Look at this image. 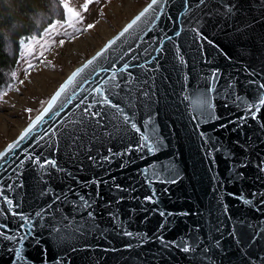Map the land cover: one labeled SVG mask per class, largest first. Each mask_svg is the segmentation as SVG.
Returning a JSON list of instances; mask_svg holds the SVG:
<instances>
[{
	"label": "water",
	"instance_id": "water-1",
	"mask_svg": "<svg viewBox=\"0 0 264 264\" xmlns=\"http://www.w3.org/2000/svg\"><path fill=\"white\" fill-rule=\"evenodd\" d=\"M150 3L70 72L51 97ZM193 28L196 33L190 31ZM121 53L126 54L118 60ZM152 55L157 58L151 60ZM129 61L128 71L120 72ZM95 66L110 71L98 72L93 80L110 75L112 69L117 72L121 88L116 91L121 97L125 87L135 89L134 108L126 106L127 100L110 98L129 115L135 114L141 132L143 122L151 119L147 130L155 127L162 144L154 152L138 151L139 133L113 129L106 119L94 125L96 135L89 142L87 135L76 131L82 127L78 121L85 107L77 105L87 93L76 90L62 109L58 102L52 109L59 110L58 115L45 116L39 130L15 150L11 167L0 170V187L16 205L9 209L0 199V224L19 229L22 221L12 211L32 219V235L23 242L28 264H264V108L253 119L234 99L242 96L251 102L264 92L259 88L264 84V0H166L151 28L121 37ZM91 70L85 69L79 79ZM213 71L218 74L216 81L209 79ZM129 73L133 83L126 85ZM83 87L93 84L86 82ZM210 88L220 118L197 127L191 101ZM68 94H73L71 89ZM92 99L88 97L89 102ZM69 129L77 136L75 142L68 139ZM201 132L209 138L207 143ZM24 149L33 159H26ZM121 152L126 154L115 155ZM36 159L41 164L54 160L56 165L41 168ZM21 160L25 162L17 175L12 168ZM170 166L179 173L176 183L146 181L144 169L164 176ZM239 174L242 178L235 179ZM153 190L156 202H146ZM241 196L251 203L245 204ZM81 197L88 201L87 207ZM160 211L166 216L161 217ZM36 212H42L43 218ZM161 232L166 241L183 237L195 250L185 253L177 246L163 247L156 238ZM11 247L0 240V264H13Z\"/></svg>",
	"mask_w": 264,
	"mask_h": 264
},
{
	"label": "snow or ice",
	"instance_id": "snow-or-ice-1",
	"mask_svg": "<svg viewBox=\"0 0 264 264\" xmlns=\"http://www.w3.org/2000/svg\"><path fill=\"white\" fill-rule=\"evenodd\" d=\"M90 3L91 0H88ZM201 3L204 2V0H200ZM166 3V0H151V3L129 23L123 31L119 34V36L112 41H109L108 45L103 49V51L97 53L96 57H93L91 60L87 62V64L84 65L83 68L77 69L72 76L68 79V81L63 84L60 89L51 97L49 101L46 102V107L43 108L40 115L36 116L35 120L32 122V124L27 128L19 137L17 141H15L12 144H9L7 146V149L5 152L0 153V170L6 171L5 165L8 167H11L12 163L14 162V159L16 157V149H19L21 146L22 141H26L30 138L31 134L34 131H38V126L45 123V116H48V114L51 112V116H48V119H52V117L58 115V111L53 112L52 109L55 107V105L59 102L60 108L62 109L65 104L70 102L73 98V95L76 90L85 91L87 95L80 100V104L77 105L79 107L81 104L85 105L83 112L81 113V119L78 121L82 125L81 128L77 129V132H82L85 135L89 137V142L91 139L95 138L96 132H95V126L101 124L105 119L107 122L112 126L113 129H119L122 131H131L134 130L136 133H139L138 138V151H143L145 148L148 149L149 152H154L157 149V146L162 144V140L159 137L156 128L153 127L151 129V132L149 133L148 126L152 123L151 119L145 120L143 122L144 131L141 132L140 127L137 126V123L135 121V114L129 115L124 107H121L120 104L113 102V100L110 97H116L118 98L122 103L127 100L126 106L129 108L135 107V99L134 93L135 89H128L125 87V97H121L120 93L116 91V89H120L121 85L117 82V72L112 69L110 75H106L105 77H102L99 80H93L92 78L98 74V72H105L106 74L110 71V69L103 68L102 66L96 67V61L103 57L104 54L113 47V45L116 44L117 40H119L121 37H124L126 34L134 35L136 30L139 29L141 32L147 31L149 28H151L155 22L159 19L160 15L164 11V5ZM65 7L67 11L71 16H76L78 13L74 12L71 8L65 4ZM84 10H87V3L83 6ZM187 11V9H185ZM94 27V25H88V29ZM87 30V29H85ZM190 31L193 33H196V29L193 28ZM177 35H179V32H177ZM138 39H142V37H137ZM168 39H171V37H168ZM202 39H207V37H202ZM64 41H60V45L62 46ZM211 43V41H209ZM131 51V49H129ZM147 51V50H145ZM156 54L158 55L162 51V43L161 47L157 48ZM126 53H121V56L117 59H122L123 56ZM137 57H132L133 60H135ZM157 57L156 55L151 56V60H155ZM148 61V63L151 62ZM181 62H183V58L181 57ZM130 61L126 62L120 69V72H127L129 69ZM140 68H144V64L137 65ZM32 67V65H30ZM91 68V72L88 76L84 77L83 79H79L81 75L84 73L85 69ZM79 79V83H78ZM210 80L216 81L218 79V74L216 71H213L211 76L209 77ZM86 82H91L93 84V87L85 89L83 85ZM133 83V77L131 73H129L128 77L125 80V84H132ZM259 88H264V84L259 85ZM72 90V95H69V90ZM213 89H208L203 92H199L198 94L194 95V99L191 101L192 104V110L194 112V115L192 116L193 120L198 121L197 127H199V124L202 123H211L220 117L217 116L215 110H214V104L212 102V96L210 95V92ZM107 93V94H105ZM6 94V93H5ZM143 95L147 96L148 93L144 92ZM91 96L93 99L91 102H89L88 97ZM63 97V100L61 98ZM236 101L239 102L238 106L242 104L244 110L251 114V117L253 119H257V113L264 108V92L259 93L258 95H254L251 102L244 99L242 96H237L234 98ZM99 105L100 107L96 109V111H92L94 107ZM105 106H107L108 110L105 111ZM31 112V110H28ZM247 117H245L246 119ZM94 122V123H93ZM221 127H226V125H221ZM88 130H91L90 132ZM201 137L204 138L205 143L208 141V137L205 133L201 132L199 133ZM42 138V137H40ZM68 139L72 142H75V139H77V136L73 133L71 129H69L68 132ZM222 147V145H221ZM219 150V148H217ZM128 151H131L129 148ZM109 152H111V149H109ZM28 149H24V155L26 159H33V157L28 156ZM126 153H115V155L123 156ZM105 159H110V157H105ZM25 161L21 160L19 164L16 165L15 168H12V172L17 173V169L22 168ZM35 163L40 165L41 168H46L48 166L55 167L56 162L54 160H48L46 159L42 164L41 162L36 159ZM62 170V169H57ZM264 170V169H262ZM145 179L150 184L155 182L164 183L167 182L169 184L176 183L179 178V173L176 171V169L173 166H170L167 170V174L164 176H161L159 172L152 171L150 169H144L143 170ZM11 179V175L7 177ZM242 174H239L235 176V179H241ZM2 182V181H0ZM99 184V181H93ZM8 190L11 191L12 185L9 184ZM117 189H120L119 185H115ZM123 190V189H120ZM243 200L245 204H250L251 201L247 199H243V197H239ZM0 199H2L8 206L9 209H12L16 207L14 205V202L12 199L8 198L4 195V188L0 187ZM82 201H84L83 206H88V201L84 200V197L80 198ZM156 193L155 190H153L152 194L150 196L145 197L146 202L155 203L156 202ZM226 209V205H225ZM0 215H3V212H0ZM11 215L18 216L19 219L22 221L20 224L19 229L12 231L7 228V225L0 224V240L8 241L11 243L12 247L9 249L13 253V264H28V258L24 255V246L23 242L28 240L29 236L32 235V219L28 215H24L23 213L18 214L15 211L11 212ZM36 216L43 218L42 212H36ZM159 215L161 217H165L166 214L163 211H160ZM168 216H171L172 213H168ZM180 215H188V213H180ZM164 223H167V220L164 221ZM163 228V224L160 226ZM26 229V231H25ZM125 235L127 236H133L134 233L125 231ZM137 238L143 242L145 240V236L142 234H135ZM63 238V237H61ZM160 244L163 247H170V246H177L180 247L181 250L185 253L189 252L190 250L194 251L195 246L188 245V242L181 237L179 240L174 241H166L164 239V236L162 232L156 237Z\"/></svg>",
	"mask_w": 264,
	"mask_h": 264
},
{
	"label": "rangeland",
	"instance_id": "rangeland-1",
	"mask_svg": "<svg viewBox=\"0 0 264 264\" xmlns=\"http://www.w3.org/2000/svg\"><path fill=\"white\" fill-rule=\"evenodd\" d=\"M149 1L61 0L63 19L54 21L41 35L23 40L15 68L6 76L9 82L0 93V151L39 113L70 72ZM65 4L78 15L70 17ZM88 25L94 27L88 29ZM60 41H64L62 46Z\"/></svg>",
	"mask_w": 264,
	"mask_h": 264
},
{
	"label": "trees",
	"instance_id": "trees-1",
	"mask_svg": "<svg viewBox=\"0 0 264 264\" xmlns=\"http://www.w3.org/2000/svg\"><path fill=\"white\" fill-rule=\"evenodd\" d=\"M63 17L61 0H0V93L15 68L22 41L41 35Z\"/></svg>",
	"mask_w": 264,
	"mask_h": 264
}]
</instances>
